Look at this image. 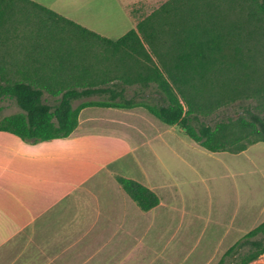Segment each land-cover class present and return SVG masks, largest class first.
Segmentation results:
<instances>
[{
    "label": "trees",
    "instance_id": "16d2710c",
    "mask_svg": "<svg viewBox=\"0 0 264 264\" xmlns=\"http://www.w3.org/2000/svg\"><path fill=\"white\" fill-rule=\"evenodd\" d=\"M17 39L27 61L0 57V99L19 112L0 118V132L22 142L69 137L88 107L143 108L211 153L264 142V0H168L116 40L30 0H0V49ZM237 100L249 101L237 118L202 119ZM116 181L141 211L159 205L142 184ZM263 254L264 221L217 264H251Z\"/></svg>",
    "mask_w": 264,
    "mask_h": 264
},
{
    "label": "rangeland",
    "instance_id": "374dc122",
    "mask_svg": "<svg viewBox=\"0 0 264 264\" xmlns=\"http://www.w3.org/2000/svg\"><path fill=\"white\" fill-rule=\"evenodd\" d=\"M167 1L40 3L46 8L55 6L57 10H50L102 37L116 40ZM24 43L20 39L8 42L0 49V57L14 64L27 61L24 56L28 47ZM259 76L264 84V73ZM253 84L248 83L244 92H250ZM133 89L128 88V97ZM44 99L48 104L54 103L48 95ZM94 99L97 97L88 100ZM247 102L237 100L202 119L213 125L228 117L237 118ZM257 102L252 101L253 105ZM0 107V118L19 112L9 99H0ZM91 112L96 115L98 134H106L103 143L112 152L107 173L142 179L154 186L159 205L142 212L120 189L106 186V191L77 194L59 204L104 206L99 211L27 206L26 176L39 175L47 166L25 155L23 149L32 143L24 142L21 148L16 137L0 133V168L6 166L0 170V264H41V256H27L26 240L50 235L80 238L76 250H81V264H217L231 245L255 227L253 219L248 218L249 210L259 212L258 223L264 221V142L238 154L211 153L179 127L160 123L142 108ZM17 148L19 155L15 157ZM75 167L80 174V166ZM96 177L94 188L101 180ZM31 200L37 204L36 199ZM111 206L126 209L120 211ZM91 213L103 215L104 219H93ZM122 213L126 217L116 219ZM62 263L67 264L64 259Z\"/></svg>",
    "mask_w": 264,
    "mask_h": 264
},
{
    "label": "crops",
    "instance_id": "0c3cea01",
    "mask_svg": "<svg viewBox=\"0 0 264 264\" xmlns=\"http://www.w3.org/2000/svg\"><path fill=\"white\" fill-rule=\"evenodd\" d=\"M30 1L41 5L40 3L41 0H30ZM54 1L56 2L58 0H54ZM47 6L49 10L56 9L55 6L53 7H51L50 5ZM95 109H101V110L106 109L109 112V110L113 108H102V107L85 108L79 114L77 128L73 131V133L69 137L64 139H55L48 142L32 143V146H26L25 149H23L28 159L32 160L37 158L35 159V163L40 161L43 166H47V169H43L42 173L39 175L38 173H36L35 175L32 173V176L30 175L26 176L25 202L27 206H39L40 204L41 206H43V208L44 206H49L50 210L62 209V207L63 209L72 208L74 210H77L78 208L83 207V209L89 211L91 210L99 211L102 208H104V206H98V204L97 206H59V204L60 202H63V199H69L77 194H81V195L93 194L94 192H97V190L99 189H104L106 186L107 188L108 186L110 188L116 187L117 189H120L122 193H124L116 181V177H122V175L114 177L110 173H107L106 166L110 158L109 155H111L112 152H109L106 149L105 144L103 143V141L107 139V137L105 136L106 134L100 136L98 134L100 132L96 130L97 127L96 126L97 120L95 117L96 115L91 112L94 111ZM134 109H138V108H134ZM134 109H129L126 111H130ZM115 110H124V109H115ZM86 112L87 114L84 116ZM102 132H105V130ZM16 139L18 138L16 137ZM22 143L24 142L18 139V145L21 148H22L21 146ZM23 150L21 151L23 152ZM18 152L19 150L17 148V150L15 151L16 153L15 157L19 155ZM11 159L13 158L11 157ZM6 163L3 164L6 165ZM75 165L80 166L79 169L82 170L80 174L77 173V167H75ZM83 166L85 168H83ZM92 167L93 169H91ZM5 168L6 166L5 167L3 166V169L0 168V170L3 171ZM9 171H11V169ZM96 176L101 180L98 183V187L94 188L93 179ZM123 178L131 179V177L129 178L123 177ZM131 180H134L142 184L143 186L147 187L152 192H154V190H152L154 189V186L152 187L151 185L145 183V181H143L142 179H131ZM106 189H104V191H106ZM31 198L36 199L37 204L34 201H32ZM128 199L131 200L129 197ZM105 207L107 210L110 209L107 208L110 206H105ZM111 207L112 209L116 208L117 210L120 211H125L126 209V206H111ZM248 212L250 213L248 218L251 221L253 219L252 226L256 227L258 224H260L257 221L259 212L252 209L249 210ZM90 217L93 219H95V217H98V219H100V217L104 219V216L100 214H96V215L92 214ZM111 217H115V216H111ZM125 217L126 215L122 213L121 215H118L116 219H123ZM80 242L81 239L78 238L77 236L76 237L66 236V235H50V236H41V237L32 236L31 238L28 237L26 240V244H27L26 253L28 257H33V258L36 257L37 259L38 256H41V264H64L62 263V259H64V261H66L67 264L68 262H70V264H81L82 262L80 260L82 254L81 250L80 251L76 250V247L78 244H80ZM251 264H264V254L260 256L256 261L252 262Z\"/></svg>",
    "mask_w": 264,
    "mask_h": 264
}]
</instances>
